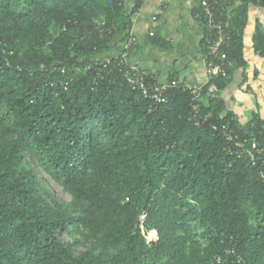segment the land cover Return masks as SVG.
Returning <instances> with one entry per match:
<instances>
[{
    "label": "trees",
    "instance_id": "1",
    "mask_svg": "<svg viewBox=\"0 0 264 264\" xmlns=\"http://www.w3.org/2000/svg\"><path fill=\"white\" fill-rule=\"evenodd\" d=\"M143 3L0 0V264H231L228 249L264 264V119L243 123L222 96L248 64L249 10L264 0L222 9L218 57L195 9L207 62L225 70L203 86L199 113L182 86L156 101L129 83ZM253 43L264 57L259 21Z\"/></svg>",
    "mask_w": 264,
    "mask_h": 264
},
{
    "label": "crops",
    "instance_id": "2",
    "mask_svg": "<svg viewBox=\"0 0 264 264\" xmlns=\"http://www.w3.org/2000/svg\"><path fill=\"white\" fill-rule=\"evenodd\" d=\"M200 1L144 0L140 11L133 16L131 35L138 46L127 56L128 65L138 66L162 82L176 74L182 83L208 84L207 60L202 46L205 28L195 15ZM258 21L264 26V6L252 5L244 32V55L248 64L235 72L232 83L222 91L227 106L243 123L255 112L264 119V57L255 50L253 43ZM152 32L169 46L154 43ZM123 47L121 43L115 50Z\"/></svg>",
    "mask_w": 264,
    "mask_h": 264
},
{
    "label": "built area",
    "instance_id": "3",
    "mask_svg": "<svg viewBox=\"0 0 264 264\" xmlns=\"http://www.w3.org/2000/svg\"><path fill=\"white\" fill-rule=\"evenodd\" d=\"M234 0H201V14L205 19L206 27L209 32L205 37L206 47L208 53L212 56L218 57L220 54V48L225 41V31L222 20H217L216 17L223 10L231 6ZM155 18V17H154ZM154 33L152 32V35ZM136 42V39L132 36L128 40L125 49ZM127 52L124 53L126 55ZM224 58V57H223ZM207 60V55H206ZM108 62L103 63V67H107ZM208 76L209 80L215 76L218 71L225 73L221 64H215L213 62H207ZM129 83L132 87L140 91L145 97L151 98L156 101H162L165 99L166 92L171 87L182 86L185 89L190 90L192 94L193 108L195 113H199L201 110L200 101L202 99V88L203 86L189 85L182 83L179 79H173L172 81H151L147 78V73L138 66H130V69L126 72ZM236 147L242 149L241 153H245L247 156L251 157L253 160L255 158V152L251 148H247L243 143H235ZM231 150V149H230ZM144 216H142L143 218ZM156 238V234L152 233ZM150 240H153L149 238ZM232 252L233 258L231 259V264H246L243 256L235 250L228 249L227 253ZM219 262L223 261V256H217ZM226 260V259H225Z\"/></svg>",
    "mask_w": 264,
    "mask_h": 264
},
{
    "label": "rangeland",
    "instance_id": "4",
    "mask_svg": "<svg viewBox=\"0 0 264 264\" xmlns=\"http://www.w3.org/2000/svg\"><path fill=\"white\" fill-rule=\"evenodd\" d=\"M128 5H129V3H128ZM129 7H130V5H129ZM40 174L46 177V182H43V186L47 190L53 191L57 200H61V199L68 200L69 199V197L63 192L60 185L56 184V182L53 181L48 175L41 173V172H40ZM63 236H64V238H63L64 240H70L69 236H67L65 234H63ZM148 238L154 239L155 236H153V234L150 233Z\"/></svg>",
    "mask_w": 264,
    "mask_h": 264
}]
</instances>
